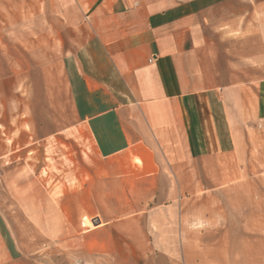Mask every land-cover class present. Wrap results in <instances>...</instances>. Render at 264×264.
I'll return each instance as SVG.
<instances>
[{
	"label": "crops",
	"instance_id": "crops-1",
	"mask_svg": "<svg viewBox=\"0 0 264 264\" xmlns=\"http://www.w3.org/2000/svg\"><path fill=\"white\" fill-rule=\"evenodd\" d=\"M0 108L17 144L82 148L61 202L73 220L35 206L51 239L101 264L107 242L149 239L147 213L164 257L264 264V0H0ZM250 144L261 168L245 164ZM80 215L95 228L76 237Z\"/></svg>",
	"mask_w": 264,
	"mask_h": 264
},
{
	"label": "rangeland",
	"instance_id": "rangeland-1",
	"mask_svg": "<svg viewBox=\"0 0 264 264\" xmlns=\"http://www.w3.org/2000/svg\"><path fill=\"white\" fill-rule=\"evenodd\" d=\"M3 121L0 108V215L4 219L6 236H10L12 251V258L7 260L3 255L4 249L0 248V264H95V258L88 260L85 257L83 241L53 240L49 226L48 228L43 226L40 230L35 224L36 205L42 207L39 211L42 210L45 221L58 217L65 223L67 219L73 220L72 210L62 207L61 202L66 201L67 190L78 189L77 175L83 163L79 160L78 151L82 148L72 139L68 141L67 136L35 142L25 147L16 143L17 122L15 120L6 122L11 128L9 133L6 128L3 129ZM261 131V135L264 134V131ZM256 132L257 130L249 129L250 138L254 137ZM8 140L12 143L8 144ZM262 156L263 152L254 151L250 144L246 166L261 168ZM144 211L147 212L148 209ZM75 220L74 230L69 225V231L74 232L76 237L95 228L93 221L91 224L86 223L90 219L82 215L75 216ZM141 221L142 225H139L141 232L149 239L107 242V248L116 247L117 252L115 254L107 252L101 264H185L183 257L173 252V247L171 257H164L170 242L153 239L155 236H161V230L154 226L153 231L147 213L145 218L141 217ZM130 227L123 225L122 228L123 231H130ZM62 228L65 232L67 225H63ZM188 228H194V225H188ZM96 243L94 241L89 243L91 250L98 247ZM230 245L234 253L236 251L234 242ZM137 250L140 253L139 259L132 256ZM143 251L146 252V256H141Z\"/></svg>",
	"mask_w": 264,
	"mask_h": 264
},
{
	"label": "built area",
	"instance_id": "built-area-1",
	"mask_svg": "<svg viewBox=\"0 0 264 264\" xmlns=\"http://www.w3.org/2000/svg\"><path fill=\"white\" fill-rule=\"evenodd\" d=\"M155 59V57L153 56L148 62H151L152 60H154Z\"/></svg>",
	"mask_w": 264,
	"mask_h": 264
}]
</instances>
